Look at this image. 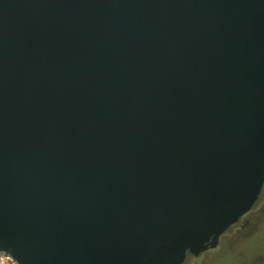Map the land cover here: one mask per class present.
Here are the masks:
<instances>
[{
	"label": "water",
	"instance_id": "water-1",
	"mask_svg": "<svg viewBox=\"0 0 264 264\" xmlns=\"http://www.w3.org/2000/svg\"><path fill=\"white\" fill-rule=\"evenodd\" d=\"M263 184L264 0H0V251L182 264Z\"/></svg>",
	"mask_w": 264,
	"mask_h": 264
},
{
	"label": "flooded vegetation",
	"instance_id": "flooded-vegetation-1",
	"mask_svg": "<svg viewBox=\"0 0 264 264\" xmlns=\"http://www.w3.org/2000/svg\"><path fill=\"white\" fill-rule=\"evenodd\" d=\"M202 225L182 264H264V184L251 203L218 208Z\"/></svg>",
	"mask_w": 264,
	"mask_h": 264
},
{
	"label": "built area",
	"instance_id": "built-area-1",
	"mask_svg": "<svg viewBox=\"0 0 264 264\" xmlns=\"http://www.w3.org/2000/svg\"><path fill=\"white\" fill-rule=\"evenodd\" d=\"M0 264H19L10 254L0 251Z\"/></svg>",
	"mask_w": 264,
	"mask_h": 264
}]
</instances>
